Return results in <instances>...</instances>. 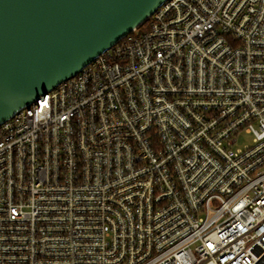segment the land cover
Segmentation results:
<instances>
[{
  "label": "built area",
  "instance_id": "obj_1",
  "mask_svg": "<svg viewBox=\"0 0 264 264\" xmlns=\"http://www.w3.org/2000/svg\"><path fill=\"white\" fill-rule=\"evenodd\" d=\"M140 26L0 125V264H264V0Z\"/></svg>",
  "mask_w": 264,
  "mask_h": 264
},
{
  "label": "water",
  "instance_id": "obj_2",
  "mask_svg": "<svg viewBox=\"0 0 264 264\" xmlns=\"http://www.w3.org/2000/svg\"><path fill=\"white\" fill-rule=\"evenodd\" d=\"M166 0H0V125L140 26Z\"/></svg>",
  "mask_w": 264,
  "mask_h": 264
},
{
  "label": "rangeland",
  "instance_id": "obj_3",
  "mask_svg": "<svg viewBox=\"0 0 264 264\" xmlns=\"http://www.w3.org/2000/svg\"><path fill=\"white\" fill-rule=\"evenodd\" d=\"M251 135L249 134H245V133H241L239 136H238V142H237V147H242L244 145H248L251 143Z\"/></svg>",
  "mask_w": 264,
  "mask_h": 264
},
{
  "label": "trees",
  "instance_id": "obj_4",
  "mask_svg": "<svg viewBox=\"0 0 264 264\" xmlns=\"http://www.w3.org/2000/svg\"><path fill=\"white\" fill-rule=\"evenodd\" d=\"M142 26H138V28H141Z\"/></svg>",
  "mask_w": 264,
  "mask_h": 264
}]
</instances>
